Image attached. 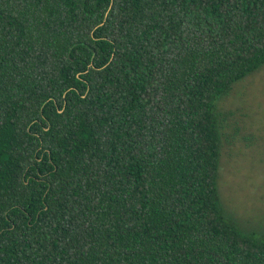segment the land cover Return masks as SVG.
Wrapping results in <instances>:
<instances>
[{
  "label": "trees",
  "instance_id": "16d2710c",
  "mask_svg": "<svg viewBox=\"0 0 264 264\" xmlns=\"http://www.w3.org/2000/svg\"><path fill=\"white\" fill-rule=\"evenodd\" d=\"M262 64L264 0H0V264H264L216 113Z\"/></svg>",
  "mask_w": 264,
  "mask_h": 264
},
{
  "label": "rangeland",
  "instance_id": "374dc122",
  "mask_svg": "<svg viewBox=\"0 0 264 264\" xmlns=\"http://www.w3.org/2000/svg\"><path fill=\"white\" fill-rule=\"evenodd\" d=\"M216 113L219 207L242 233L264 239V64L218 98Z\"/></svg>",
  "mask_w": 264,
  "mask_h": 264
}]
</instances>
